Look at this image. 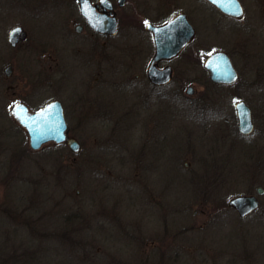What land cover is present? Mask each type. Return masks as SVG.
Here are the masks:
<instances>
[{
  "label": "rangeland",
  "instance_id": "rangeland-1",
  "mask_svg": "<svg viewBox=\"0 0 264 264\" xmlns=\"http://www.w3.org/2000/svg\"><path fill=\"white\" fill-rule=\"evenodd\" d=\"M41 4L44 0H0V264H141L152 260L158 248L156 241L141 244L140 238L148 230L173 228L179 248L172 253L171 246L169 251L184 257L178 264H190L187 251L197 228L199 240L236 253L242 246L254 247L261 255L263 218L239 221L228 211L206 227L215 214L205 221L193 214V198L209 192V184H204L208 178H229V195L249 187L245 178H264L258 128L243 145L236 131L227 130L225 119L235 111L236 100L253 102L257 95L252 84L264 80V38L255 45V56H245L236 46L238 24L231 19L216 24L204 13L201 28L207 41L228 45L222 48L239 71L237 82L212 83L201 66L206 54H198L194 68H178V100H173L170 85L159 111L142 114L146 97L140 71L96 69V88L102 85L96 97L112 116L69 118L71 133L80 143L77 151L54 142L31 149L25 129L11 114L13 104L21 99L36 107L63 98L82 73L21 70L13 64L5 75L4 67L14 62L8 30L20 21L22 8L26 14L56 13ZM116 59L121 61L122 55ZM189 84L197 97H185ZM149 118L157 124L150 133H158L161 142L153 136L146 139L143 130ZM262 123L264 119L258 120L257 127ZM201 223L205 225L198 226Z\"/></svg>",
  "mask_w": 264,
  "mask_h": 264
},
{
  "label": "flooded vegetation",
  "instance_id": "flooded-vegetation-1",
  "mask_svg": "<svg viewBox=\"0 0 264 264\" xmlns=\"http://www.w3.org/2000/svg\"><path fill=\"white\" fill-rule=\"evenodd\" d=\"M36 2L33 7H36ZM44 2L45 4L38 6L53 7L56 13L26 14V11L21 9L22 17L12 27L20 26L22 37L14 44L8 42L14 62L7 65L11 67V72L13 64L18 65L21 70L52 71L59 68L64 71L78 69L82 72L78 84L66 92L63 98L53 97L36 107H30L21 99L17 100V102L25 103L28 110L32 112L38 111L49 101L59 100L66 118L67 135L73 137L78 142V146L80 143L71 133L73 130L68 122L69 118L77 117L86 120L110 118L113 114L111 110H106L96 97L97 89L102 86L96 88L98 80L96 69L105 70L115 66L114 68L117 67L120 70L140 71L143 77L140 85L146 97L142 114L154 113L159 111L164 103L166 87L171 85L169 90L173 93L174 101L180 97L178 68H194L192 66L198 63V54L207 56L216 50H222L230 55L222 48L228 45L221 47L207 41V34L201 28L204 13H207L216 24L224 19L234 20L238 24L236 46L245 56H255V45L264 38V30H261V27L264 28V0H237L242 11V15L239 16L223 11L211 0H87V4L83 0H44ZM48 2L51 3L47 4ZM23 20L32 22V25L36 24L38 29L27 25ZM54 28L55 30L52 31ZM158 50L166 55L155 57ZM117 55H122L121 61L116 59ZM203 61L201 66L207 74ZM150 68L156 71L168 70L169 78L164 82L152 80L148 72ZM236 72L239 77L237 69ZM238 77L232 83L224 85L234 84L238 81ZM187 86H191V93L186 91ZM187 86L185 97H188V94L190 98L197 97L192 84ZM252 86L253 91L257 93L253 102L243 98L235 101V103L243 101L248 106L252 122L251 131L242 133L238 129L235 103V111L229 115L230 118L225 117L228 121L226 126L229 132H237V138L243 145L244 138L258 128L260 136L256 143L257 150H263L264 123L257 127V121L263 122L264 119V80H255ZM90 91L93 92L89 93ZM156 126L157 124L151 118L145 121L143 131L146 139L153 136L150 129ZM156 134L157 137H153L156 141L158 140L157 142H161L162 137ZM64 143L67 144V142ZM208 179V182L204 181V184H209V192L204 194L199 192L193 198L195 200H193V214L204 216L203 221L208 215L215 214V217L211 218L206 225L201 223L198 226L210 227L228 211L239 221L254 218L256 215L264 220V178H245L250 181L249 187L232 195L228 193L229 178ZM237 196H251L256 200L257 206L241 214L229 203L230 199ZM159 204V197H157V208ZM162 224H166L163 218ZM197 229H193L194 242L189 245V251H187L189 253L187 262L190 264H264V251L258 255L256 248L242 246L236 253L223 244L216 246L197 239ZM177 234L175 228L172 231L163 229L162 232L148 230L146 235L140 238V243L142 244L143 240L156 241L155 246L158 252L152 260L146 262H142L139 256L136 263H140L141 260V264H164V261L169 260L178 264L184 257L178 255L179 251L173 255L169 251L171 246L172 253L179 248L176 242ZM127 235L135 242L132 233L129 234L128 231Z\"/></svg>",
  "mask_w": 264,
  "mask_h": 264
},
{
  "label": "water",
  "instance_id": "water-1",
  "mask_svg": "<svg viewBox=\"0 0 264 264\" xmlns=\"http://www.w3.org/2000/svg\"><path fill=\"white\" fill-rule=\"evenodd\" d=\"M211 1L223 11L235 14L233 4L230 0ZM17 29H19V32L15 31ZM21 35V27L15 26L8 32V41L14 44L15 41L22 37ZM161 55L166 54L158 50L155 57ZM203 66L208 71L209 77L214 83H231L238 76L230 56L222 50H216L212 52L211 55H208L204 60ZM4 72L5 75L8 76L11 72V67L8 65L5 66ZM148 72L150 78L154 81L164 82L169 78L168 70L156 71L154 68H150ZM233 76L235 77L234 79L232 78ZM186 91L191 93V86H187ZM235 108L238 117V129L242 133L250 132L252 129V122L248 106L243 101H238L235 103ZM11 114L26 130L29 147L31 149H38L49 141L57 143L66 141L73 151L78 150V143L76 140L67 136V124L59 101H50L35 112H30L24 103H16L11 108ZM250 201L252 202L250 203ZM229 203L236 207L241 214H245L250 209L257 206L256 200L251 196H237L230 199Z\"/></svg>",
  "mask_w": 264,
  "mask_h": 264
},
{
  "label": "snow or ice",
  "instance_id": "snow-or-ice-1",
  "mask_svg": "<svg viewBox=\"0 0 264 264\" xmlns=\"http://www.w3.org/2000/svg\"><path fill=\"white\" fill-rule=\"evenodd\" d=\"M83 2H84L85 4H87V0H83ZM230 2L233 4V8H234V12H235V14H236L237 16L242 15V11L240 10L239 5H238V3L236 2V0H230ZM146 23H147V22H146ZM15 31L19 32V29L15 30ZM209 55H211V53H210ZM232 78L234 79L235 77L233 76Z\"/></svg>",
  "mask_w": 264,
  "mask_h": 264
},
{
  "label": "bare ground",
  "instance_id": "bare-ground-1",
  "mask_svg": "<svg viewBox=\"0 0 264 264\" xmlns=\"http://www.w3.org/2000/svg\"><path fill=\"white\" fill-rule=\"evenodd\" d=\"M64 114V113H63ZM64 119H65V121H66V118H65V116H64Z\"/></svg>",
  "mask_w": 264,
  "mask_h": 264
}]
</instances>
